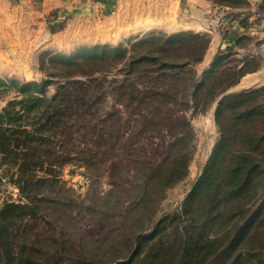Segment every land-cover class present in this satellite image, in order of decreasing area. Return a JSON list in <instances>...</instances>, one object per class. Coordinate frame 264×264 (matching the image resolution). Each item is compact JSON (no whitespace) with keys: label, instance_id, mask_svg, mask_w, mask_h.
I'll return each mask as SVG.
<instances>
[{"label":"rangeland","instance_id":"rangeland-1","mask_svg":"<svg viewBox=\"0 0 264 264\" xmlns=\"http://www.w3.org/2000/svg\"><path fill=\"white\" fill-rule=\"evenodd\" d=\"M225 2L247 6L245 0ZM87 11L89 14L90 7ZM70 14L58 8L52 0L45 4L43 0H0V111L9 100L18 96V88L11 81L49 80L47 93L52 96L61 83L72 79L87 81L97 78L98 82L92 84L90 89L91 100L96 101L93 112L84 119L78 118L81 127L74 129L73 139L67 144L71 150L75 147L76 150H84L83 156L91 154L86 150L94 144L96 163L90 166L84 160L77 159L59 166L55 170L57 180H34L35 184L30 185V193L27 194L19 186L23 180L12 179L16 167L0 156V208L8 201H27V195L34 197L36 203L44 199L40 203L43 209L38 215L26 219L28 223L21 228L22 235L36 241V245L45 248V252L62 249L66 256L62 264H71L81 256L96 259L98 261L93 264H97L101 260L102 250L95 253L94 249L111 228L118 227L123 231L117 238H108L106 246L118 244L125 236L133 237L144 229L151 230L163 216L183 209L205 166L214 157L223 130H228L235 139L224 147L226 157H218V164L223 167L220 178L227 175L231 158L237 150L255 146L252 138L264 134V115H258L247 123L237 119L235 111L226 110L221 124L217 120L216 110L225 96L253 90L254 93L239 108L242 110L259 105L263 107L260 108L261 114H264V74L255 84H241L247 71L261 68L264 58L263 55H256L258 49L250 36H243L231 47L219 49L212 61L208 33L150 30L138 34L127 33L128 37L123 35L119 40L120 34L109 32L110 23L103 30L102 26L98 28L97 23L89 21L87 16L78 20ZM196 34L198 38L193 37ZM172 35H178L176 38L181 40L169 41ZM207 43V51L202 55ZM99 44L121 46L123 54L112 52L108 58L88 57L86 50ZM146 50L163 53L170 59L191 62L188 66L195 70L200 82L192 106H184L180 101L183 82L179 78L159 83L161 86L170 85V96H157L140 102L129 99L127 94H118L123 89L115 90L114 87L126 78L134 83L141 68H150L149 72L155 74L156 71H152L157 66L155 63H142L134 70L130 65V60ZM59 54L70 57L65 60ZM138 80L144 86L153 84L151 79ZM150 99L154 100L149 102ZM154 108L158 109L156 117L146 118L145 115L151 114ZM178 113L187 116L190 125L186 142L172 146L177 134L182 132L176 119ZM107 134L110 144L99 148L96 141ZM259 150L264 151V142L259 143L256 151ZM185 153L190 157L187 175L175 182L171 180L173 182L163 189L156 185L139 202L142 194L138 185L146 180L140 168L155 166L168 156L172 164L174 159ZM257 156L263 158V152ZM260 162L264 170V161ZM257 183L255 190L243 197L251 207H257L258 202L264 199V171ZM112 190V196L106 200ZM154 190H157L158 201H149L146 207ZM138 202L140 209L133 211L131 217H124ZM223 206L232 208L229 203ZM147 209L150 210L143 215ZM142 217L144 221H141ZM129 249L130 244L124 254L127 255ZM147 250L148 246L140 256ZM104 264H108V261Z\"/></svg>","mask_w":264,"mask_h":264},{"label":"trees","instance_id":"trees-1","mask_svg":"<svg viewBox=\"0 0 264 264\" xmlns=\"http://www.w3.org/2000/svg\"><path fill=\"white\" fill-rule=\"evenodd\" d=\"M177 36L172 35L168 40H181L176 38ZM193 37L198 38V35ZM182 39L185 40L184 37ZM208 46L209 43L203 47L202 55L206 53ZM86 51L88 57L93 55L95 58H108L112 52L123 54L121 46L106 44L94 45ZM58 56L65 60L70 57L65 54ZM129 62L133 70L142 63H155L157 66L152 68V71L156 72L153 74L149 72L150 68H141L134 83L128 78L124 79L114 87L115 90L123 89L118 92L121 96L127 94L129 99H138L140 102H147L149 98L157 96H170V85L161 86L159 83L170 78H179L183 82V92L180 96L182 105L189 107L192 106V101L195 103L194 95L200 87V82L195 70L188 66L191 62L170 59L163 53L149 50L137 54ZM139 78L151 79L153 84L144 86ZM95 82H98L97 78L87 81L72 79L61 83L58 91L49 96V80L11 81L18 88V96L9 100L0 111V156L9 161L12 167H16V174L12 179L23 180L19 183L23 192L30 193V185L35 184L34 180H57V167L73 160L82 159L90 166L96 163L94 144L86 150L91 151L88 156H83L84 150H76V147L71 150L67 146L73 139L74 129L81 127L78 118L84 119L93 112L96 101L91 100L90 89ZM253 93L252 90L225 96L216 110L218 122L223 123L222 115L226 110L235 111L237 119L247 123L255 120L258 115H264L260 110L263 107L259 105L240 110L239 106ZM152 100L154 99L149 102ZM157 110L154 108L152 113L146 114L145 117L155 118ZM176 119L182 132L177 134L172 146L186 142L190 125L188 117L182 113H178ZM233 139L235 136H230L228 130L222 131L214 157L205 166L181 211L163 216L151 230L144 229L133 237L125 236L118 244L106 246L108 238H117L123 231L118 227L111 228L104 240L94 249L95 253H101L102 250L98 263L264 264V199L258 202L257 207H251L249 201L243 200V197L255 190L257 179L264 171L260 162L264 161V156H257L262 152L264 155V151H256L259 143L264 142V134L252 138V141L256 142L255 146L237 150L231 158L232 164L227 175L220 178L223 167L219 166L218 157H226L224 147L232 144ZM108 140V134L101 135L96 144L102 148L110 144ZM170 159L168 156L165 161L155 166L140 168L146 180L144 184L138 185V188L141 186L139 193L142 194L139 202L143 201L156 185L163 189L187 175L190 160L188 153L181 154L172 164ZM156 191L149 196L146 207L149 201H158ZM112 192L113 190L108 193L106 200L110 199ZM26 200L8 201L0 208V264H62L66 257L62 249L45 252V248L37 246L36 241L22 235L21 228L28 223L26 219L38 215L43 209L40 203L44 199L36 203L34 197L27 195ZM139 202L135 208L131 207L124 217H131L133 211L137 212L140 209ZM224 203H229L232 208L227 209L223 206ZM148 210L150 209L144 210L142 214L145 215L144 212ZM143 218H140L141 221H144ZM129 244L130 249L126 255L124 253ZM146 246L148 250L141 257L140 253ZM122 258L125 259L120 261ZM96 261L98 260L81 256L71 264H93Z\"/></svg>","mask_w":264,"mask_h":264},{"label":"crops","instance_id":"crops-1","mask_svg":"<svg viewBox=\"0 0 264 264\" xmlns=\"http://www.w3.org/2000/svg\"><path fill=\"white\" fill-rule=\"evenodd\" d=\"M52 1L78 20L87 16L89 21L97 23L98 28L102 26L103 30L110 23L109 32L120 34L119 40L123 35L128 37L127 33L138 34L150 30L168 33L204 32L210 35L209 51L214 61L219 49L231 47L243 36H250L258 49L256 55H263L264 58V0H245L247 6L230 5L225 0ZM43 2L45 4L50 0ZM88 7L89 14L86 13ZM261 74H264V59L261 68L247 71L241 84H255L260 80Z\"/></svg>","mask_w":264,"mask_h":264}]
</instances>
